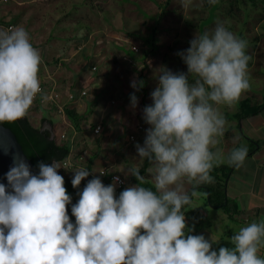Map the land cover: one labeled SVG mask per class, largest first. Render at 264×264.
I'll list each match as a JSON object with an SVG mask.
<instances>
[{"label": "clouds", "instance_id": "9594fccd", "mask_svg": "<svg viewBox=\"0 0 264 264\" xmlns=\"http://www.w3.org/2000/svg\"><path fill=\"white\" fill-rule=\"evenodd\" d=\"M191 4L181 0L185 8ZM247 47L220 22L212 31L196 33L190 47L177 53L186 72L158 70L152 103L143 109L149 127L143 144H136L138 158L127 167L126 174L139 183L118 196L119 176L107 185L96 176L72 203L58 171L66 167L59 161H40L33 173L28 162L14 157L7 184L0 182V264H264L259 255L264 217L234 232L232 247L215 249L218 240L191 234L183 211L200 195L199 185L214 182L215 166L241 167L247 158L246 144L227 154L216 147L228 124L219 106L233 105L251 87ZM41 63L25 27L0 29V123L25 117L37 94L49 99L41 87ZM143 85V80L131 82L137 91ZM130 99L135 108V92ZM145 160L151 164L152 187L141 174ZM73 171L71 183L78 188L90 171ZM185 182L193 185L191 191Z\"/></svg>", "mask_w": 264, "mask_h": 264}, {"label": "rangeland", "instance_id": "374dc122", "mask_svg": "<svg viewBox=\"0 0 264 264\" xmlns=\"http://www.w3.org/2000/svg\"><path fill=\"white\" fill-rule=\"evenodd\" d=\"M163 10L164 15L161 17ZM78 16L94 27L108 30L104 50L108 45L114 44L117 51L128 52L129 42L138 47L136 55L142 57L144 50L148 48V40L154 35L158 39L156 52L145 61L133 57H119L113 61L107 52L105 58L99 60V70L87 72L91 80H99L97 86L102 89L121 87L128 89L129 94L135 92L139 98L135 108L131 106L129 98V110L132 119L142 124L144 129L139 131L136 125H122L123 132L117 136L125 151L123 162L127 167L138 158L133 150L143 135L146 136V129L149 127L143 119V109L152 103L150 94L158 85V70L166 66L176 72H186L187 65L177 53L190 47V40L196 33L212 31L217 23H225L238 37L248 42L246 51L251 57L248 64L251 87L241 95L246 108L250 110L251 106L264 103V0H217L215 4H210L208 0H192L187 8L181 5V0H0V24L3 20L23 22L21 26L36 32L34 37L30 36L34 42L42 41L43 32L48 34L49 30L53 33L59 29L61 31L63 23L67 25L70 23L67 21H75ZM73 28L72 26L69 30ZM119 35L127 40V46L120 44L114 37ZM98 40L101 42L100 37ZM43 48H47L46 43ZM59 54L58 51L53 55L58 57ZM141 73L146 76V91L141 88L137 91L131 86L134 79L141 80ZM190 80L194 82V78L190 77ZM116 103L114 105H118ZM219 107L225 113L228 124L225 135L220 138V144L216 147L227 154L232 147L247 142L239 133V121L229 117L237 110V103ZM31 121L36 124L35 120ZM242 126L247 137L264 138V109L244 119ZM131 133L137 136L135 140H130ZM149 175L151 176L150 173Z\"/></svg>", "mask_w": 264, "mask_h": 264}, {"label": "crops", "instance_id": "0c3cea01", "mask_svg": "<svg viewBox=\"0 0 264 264\" xmlns=\"http://www.w3.org/2000/svg\"><path fill=\"white\" fill-rule=\"evenodd\" d=\"M5 21L1 22L0 29L6 30V25L14 24L12 20ZM67 22L70 23L67 25L63 23L61 31L59 29L58 32L53 33L52 30H49L48 34L43 32L42 41L34 42V39L30 37L31 42L39 49L42 56V65H40L39 71L40 81L45 82L50 89L55 83L58 97L55 101L48 100L45 103L34 100L27 115L31 120L36 121L34 125H43L41 128L48 135H58L59 138H62V134L68 137L73 136L74 146L71 154L67 157L72 165L60 168L58 171L61 175L73 178L75 174L73 170L85 167L90 171L89 176L94 178L98 176L100 168L107 167L126 178L125 188H127L135 183L131 181V175L126 174L127 166L123 162L125 151L118 142L117 136L123 132L122 125H136L137 128L140 124L131 117L132 113L128 103L129 90H124L121 87H114L113 90L111 88L109 90L102 89L97 86L99 80H91L87 72L98 71L99 60H103L107 52L110 53L113 61L119 57L129 59L128 57L131 56L126 51H117L114 44L108 45L104 50L106 37L109 36L106 28L94 27L81 16H78L75 21ZM22 23L17 22L15 25L21 26ZM71 25L74 28L69 30L72 28ZM67 26L71 27L66 28ZM28 31L32 37L36 34L34 30L28 29ZM98 37L101 38V42ZM114 37L119 40L120 44L127 46L126 39L120 35ZM45 43L46 49L43 48ZM134 46L136 45H130L128 42V51L134 50ZM58 51L59 56H54L53 54ZM51 54L53 57H50ZM94 66L96 69L93 68ZM123 81L125 82V79ZM82 91H86L87 94L82 95ZM69 93H75L76 97L70 99ZM115 103L118 105H114ZM59 105H63L65 109L70 108L79 115L81 119L79 129L74 126L66 112L59 113ZM98 124L102 125V130L95 133L94 128ZM252 129L250 128V130ZM131 134H129V138ZM241 137L243 136L241 135ZM243 138L247 142V146L249 139L262 140L263 142L261 141L258 149L251 156H247L241 167L234 169L233 174L226 181L227 194L239 202L240 213L234 218L228 216L221 207L210 204L208 193L204 190H198L200 195L194 196L191 203L183 209L187 228L193 230L191 234H204L206 238L212 237V239L218 240L213 243L215 249L221 246L232 247L229 237L234 232L238 231L240 227L264 217V138L256 139L250 135ZM144 139L143 135L140 141L141 145ZM131 153L128 155L132 156ZM133 153H137V150L134 149ZM60 163L62 164V162ZM146 175L152 180L148 171ZM185 186L190 191L192 184L185 182ZM259 255L264 256V247H261Z\"/></svg>", "mask_w": 264, "mask_h": 264}, {"label": "trees", "instance_id": "16d2710c", "mask_svg": "<svg viewBox=\"0 0 264 264\" xmlns=\"http://www.w3.org/2000/svg\"><path fill=\"white\" fill-rule=\"evenodd\" d=\"M161 14L162 17L164 15V10ZM13 23L17 24L16 21ZM262 27L264 29V21ZM157 41L158 39L155 38V35L153 38L148 40V48L144 50L142 57H138L136 55V51L133 49H130L128 53L131 57L136 60L139 58L145 61L149 55L154 54L156 52ZM141 80L144 81V85L141 89L143 91H146L147 82L146 76L143 73H141ZM236 103L238 105V108L231 116L229 115V117L239 121L237 125L238 130H240L239 133L245 137L246 135L243 131L242 122L247 117L261 112L264 109V103L260 105L251 106L250 110L246 108L245 102L241 97ZM65 112L74 124V126L79 129L81 127V119L79 115L70 108H66ZM2 124L10 127L14 131L25 153L28 155L29 158L32 159L37 169L38 162L40 161H44L48 164H51L54 160L62 162L72 152V142L69 139L59 138L58 135H55L51 138L45 131L42 130V126L34 125L28 115L16 121H4L2 122ZM260 144V140L249 139V145L247 146V156H251L254 151L258 149V145ZM150 166L151 164L147 160H145V162L141 166V174L145 176V186L147 187L153 186L152 180L146 175L147 170L150 168ZM235 168V166L229 165L228 163L218 164L212 169L211 172V175L215 178L214 182L209 184H201L196 189L197 191L204 190L206 193H209L210 204L217 207H221L222 210L232 218H234L240 213V205L236 199L229 197V195L225 193V187L226 181L233 174ZM64 178L65 187L73 198L72 203H75L79 199L78 193L83 190L88 180L92 179V177L89 176L86 180L81 181V184L78 188H74L71 183L72 177L64 176ZM131 181L135 184L139 183L136 177L132 175ZM67 208L71 219L75 221V217L71 214V205H68Z\"/></svg>", "mask_w": 264, "mask_h": 264}, {"label": "built area", "instance_id": "2783aa9c", "mask_svg": "<svg viewBox=\"0 0 264 264\" xmlns=\"http://www.w3.org/2000/svg\"><path fill=\"white\" fill-rule=\"evenodd\" d=\"M15 26H17V25L10 23V24L6 25V30H11V29H13ZM134 50L137 51V50H138V47H137V46H134ZM93 68L96 69L95 66H94ZM41 87H42L44 93L47 94V96L49 97V99L44 100V99H42L41 94H37V96H36V98H35V101H39V102H41V103H45V102L48 101V100H53V101L56 100V98L58 97V92H57V88H56V84H55V83L52 84L51 89H50V88L48 87V85H47L45 82L41 81ZM81 94H82V95H85V94H87V92H86V91H82ZM75 97H76L75 93H69V98H70V99H74ZM58 111H59V113H65V108H64V106H63V105H59V106H58ZM137 129H138V130L143 129V125L139 124V125L137 126ZM98 130H99V131H98ZM101 130H102V125H101V124H98V125L94 128V132H95V133H99ZM62 138H63V139H69V140L72 142V149H73V146H74V139H73V136L68 137L67 135L62 134ZM135 139H136V135H135V134H131V135H130V140H135ZM81 158H82V157H81ZM62 165L65 166V167H69V166L72 165V163H71L70 161H68L67 158H66V159H64V160L62 161ZM98 176L102 179V181H103V183H104L105 185L110 184V183H113V178H114V177H116V176H119V177H120V181L117 182V184H116V195H117V196H118L119 193H120L121 191H123V190L125 189V187H126V184H127L126 178H125L122 174H120V173H118V172L111 171V170L108 169L107 167H102V168H100V169H99Z\"/></svg>", "mask_w": 264, "mask_h": 264}, {"label": "water", "instance_id": "95a60500", "mask_svg": "<svg viewBox=\"0 0 264 264\" xmlns=\"http://www.w3.org/2000/svg\"><path fill=\"white\" fill-rule=\"evenodd\" d=\"M49 136L51 138L54 137L53 135ZM5 149L8 150L7 153L5 152ZM16 156L28 162L31 165L33 173L38 172V169L34 165L32 159L29 158L28 155L25 153L14 131L10 127L0 123V182H4L5 184H7L5 173L12 166L13 159ZM225 193L227 194V182L225 187Z\"/></svg>", "mask_w": 264, "mask_h": 264}]
</instances>
